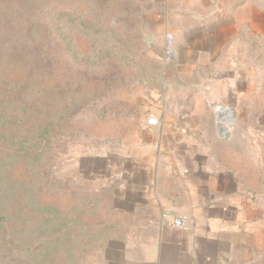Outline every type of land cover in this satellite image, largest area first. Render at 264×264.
I'll list each match as a JSON object with an SVG mask.
<instances>
[{
    "label": "crops",
    "instance_id": "obj_1",
    "mask_svg": "<svg viewBox=\"0 0 264 264\" xmlns=\"http://www.w3.org/2000/svg\"><path fill=\"white\" fill-rule=\"evenodd\" d=\"M117 4L111 33L125 28L139 39L145 61L136 84L156 97H111L110 109L80 132L78 177L95 183L90 226L102 237L80 264H264V209L241 189V141L231 134L241 110L215 102L241 96V13L251 2ZM251 11L244 21L261 14ZM171 82L196 93L191 108L163 93ZM181 216L185 224L175 227Z\"/></svg>",
    "mask_w": 264,
    "mask_h": 264
},
{
    "label": "rangeland",
    "instance_id": "obj_2",
    "mask_svg": "<svg viewBox=\"0 0 264 264\" xmlns=\"http://www.w3.org/2000/svg\"><path fill=\"white\" fill-rule=\"evenodd\" d=\"M119 1L0 0V264H80L102 238L90 226L95 183L78 177L80 132L111 97H156L136 84L139 39L118 28L124 47L115 44ZM249 1L241 96L215 102L241 110L231 133L241 141V189L264 209V0ZM252 9L260 16L244 21ZM163 88L185 109L198 97L173 82Z\"/></svg>",
    "mask_w": 264,
    "mask_h": 264
},
{
    "label": "built area",
    "instance_id": "obj_3",
    "mask_svg": "<svg viewBox=\"0 0 264 264\" xmlns=\"http://www.w3.org/2000/svg\"><path fill=\"white\" fill-rule=\"evenodd\" d=\"M174 49H173V44H172V39H170L169 37H167L166 39V46H165V55H164V62L165 63H170L172 62V60L174 59ZM214 108L219 112L221 110L220 107L218 106H214ZM148 124L150 126L156 127L157 126V120L155 118H149L147 120ZM187 218L184 216L178 217L176 219H174L173 221V225L175 227H183V225L185 224Z\"/></svg>",
    "mask_w": 264,
    "mask_h": 264
},
{
    "label": "trees",
    "instance_id": "obj_4",
    "mask_svg": "<svg viewBox=\"0 0 264 264\" xmlns=\"http://www.w3.org/2000/svg\"><path fill=\"white\" fill-rule=\"evenodd\" d=\"M115 40H116V42H115V44L116 45H119L121 48H123L124 47V43L121 41V40H117V37H115ZM122 50V49H121ZM130 50H128L127 51V53L129 52ZM120 53V55H123L124 53L123 52H119ZM116 54L118 55V52H116ZM144 63V60L142 59L141 61H136V63H134L135 65H137L138 67H139V70L141 71V67H142V64Z\"/></svg>",
    "mask_w": 264,
    "mask_h": 264
}]
</instances>
